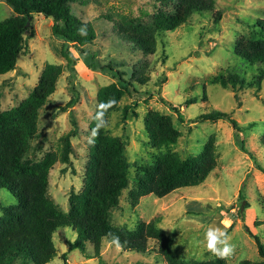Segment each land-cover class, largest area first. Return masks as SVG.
I'll return each instance as SVG.
<instances>
[{"label": "rangeland", "instance_id": "obj_1", "mask_svg": "<svg viewBox=\"0 0 264 264\" xmlns=\"http://www.w3.org/2000/svg\"><path fill=\"white\" fill-rule=\"evenodd\" d=\"M70 7L78 19L95 30L94 41L83 47L90 59L83 61L78 50L70 49L77 64L67 65L56 51L63 43L51 33L52 20L33 14V38L28 40V50L19 56L16 71L0 76L1 113L28 97L47 64L63 68L53 94L39 111L37 135L25 158L31 164L47 157L55 159L49 172L48 198L67 213L69 195L79 194L84 188L91 162L89 125L97 109L96 96L101 88L117 82L104 69L109 67L124 74L122 78L130 84L105 124V134L125 144L129 165L128 185L118 206L110 212L111 224L133 231L138 223L155 220L157 228L172 239L171 251L180 264L215 261L218 257L207 250L205 233L209 227H220L235 245L233 255L224 259L226 264L262 262L244 224L264 246V174L257 170L259 167L264 171V149L260 145L264 133V79L261 89L256 90L251 80L254 72L233 54V48L256 19H264V0H215L211 13L192 14L179 27L159 34L156 52L151 56L133 49L123 34H132L137 28L153 30L155 17L167 12L159 0H86L85 5ZM217 11L221 17L214 24ZM13 16L5 0H0V20ZM234 73L242 84L232 87ZM70 100L74 104L60 111ZM214 111L229 114L242 130L257 123V127L243 130L238 136L247 153L241 151L229 122L195 121ZM150 112L171 118L180 137L168 152L180 160L196 157L213 138L216 168L198 186L178 189L163 198L147 195L133 206L129 193L135 187L134 179L140 176L141 167L150 165L159 155L158 150L148 147L144 132V119ZM72 120L77 135L70 138L72 152L69 161L63 163L62 137L73 130ZM239 192L243 201L239 200ZM14 204L15 199L1 190L0 206ZM239 212L248 216L245 222ZM76 236L72 228L54 233L56 256L49 264H63L62 255H66L65 264H166L152 240L141 254L117 250L106 241L98 253L88 243L68 251Z\"/></svg>", "mask_w": 264, "mask_h": 264}, {"label": "trees", "instance_id": "obj_2", "mask_svg": "<svg viewBox=\"0 0 264 264\" xmlns=\"http://www.w3.org/2000/svg\"><path fill=\"white\" fill-rule=\"evenodd\" d=\"M12 9L13 17L0 20V76L16 71L17 60L28 50V40L33 38L32 16L40 15L52 20V35L68 44L71 48L60 46L56 51L67 61V65L77 64V58L70 49L78 50L83 61L90 59L83 47L94 41L96 34L90 23H84L71 12V4L85 5L86 0H5ZM167 12L155 17L153 30L137 28L134 33H124L123 38L131 43L133 49L143 55L151 56L156 52L158 35L172 31L185 23L192 14L211 13L215 0H159ZM221 17L216 12L213 23ZM83 30V31H81ZM29 33V35H27ZM233 54L242 59L244 65L254 73L252 84L260 90L264 79V19H256L246 36L234 43ZM62 66L47 64L37 86L17 107L0 113V191H7L14 199L11 206H0V264H49L56 256L53 235L59 229L72 228L77 236L68 246V251L83 248L84 243L91 245L98 253L103 241L110 243L111 236H118L123 245V252L144 253L148 242L158 245V256L166 264H180L172 254V239L157 228L155 220L140 222L135 230L118 229L110 222V212L118 206L122 191L129 181V165L125 158V144L117 138L105 134L107 117L115 111L120 99L130 84L122 78L124 74L109 67L117 82L101 88L96 96L97 109L89 125L92 138L91 162L87 170L84 188L79 194L71 193L68 197L67 213L48 198L49 172L55 159L45 158L39 163L25 161L30 142L37 135V117L49 97L53 94ZM232 87L239 85V75H231ZM220 83L225 86L224 82ZM242 84V83H241ZM226 89V88H225ZM109 101L115 103L109 105ZM194 101V100H193ZM70 100L66 106L59 108L67 111L73 104ZM101 105H105L101 108ZM103 113L104 126L98 115ZM181 117V116H179ZM195 121L229 122L235 131V137L242 152L247 153L239 134L257 127L256 122L241 129L229 114L214 111L202 114ZM194 121V122H195ZM73 130L62 137L63 152L61 161L67 163L72 152L70 138L77 135L74 120ZM264 125V124H262ZM95 131V135L93 132ZM144 132L148 137V147L158 150L151 164L140 168V176L134 179L135 187L129 193L130 203L135 206L147 195L163 198L181 188L195 187L202 184L216 168V146L210 138L196 157L180 160L170 152L175 146L180 133L174 128L170 117L158 112H150L144 119ZM260 142L264 149V133ZM254 160L253 156H250ZM262 174L264 171L257 167ZM239 200H244L239 192ZM245 205V209L248 206ZM239 218L245 222L248 216ZM253 225H255L253 223ZM248 235L255 241L258 255L262 262L242 261L238 264H264V246L252 230L244 224ZM61 259L65 264L66 255ZM191 264H226L217 258L210 262H193Z\"/></svg>", "mask_w": 264, "mask_h": 264}, {"label": "clouds", "instance_id": "obj_3", "mask_svg": "<svg viewBox=\"0 0 264 264\" xmlns=\"http://www.w3.org/2000/svg\"><path fill=\"white\" fill-rule=\"evenodd\" d=\"M83 31V30H81ZM115 103V101H109L108 104L111 105ZM105 105H101V108H104ZM103 113L98 115V119H100V124L97 125V128L104 126V121L102 120ZM95 131L93 135H95ZM228 225L225 224V228ZM111 236L110 243L119 250L123 245L120 242L118 236L109 233ZM205 240H206V248L207 250L212 253L214 256L220 259H227L231 255H233L235 251V245L231 243V236L220 227H209L207 232L205 233Z\"/></svg>", "mask_w": 264, "mask_h": 264}]
</instances>
